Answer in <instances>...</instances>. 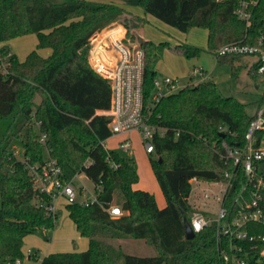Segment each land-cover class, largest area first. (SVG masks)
Here are the masks:
<instances>
[{
    "label": "trees",
    "instance_id": "16d2710c",
    "mask_svg": "<svg viewBox=\"0 0 264 264\" xmlns=\"http://www.w3.org/2000/svg\"><path fill=\"white\" fill-rule=\"evenodd\" d=\"M239 0H138L146 14L181 32L194 27L207 30L208 49L214 54L230 42H255L264 28V12L255 16L247 31L234 14ZM264 5L261 6V11ZM133 29L142 19L102 0H0V42L36 35L37 48H50L43 57L31 51L21 61L12 57L10 73H0V264L18 259L37 261L39 251L26 257L25 238L39 229L54 230L60 210L50 214L48 196L35 188L28 164L46 158L39 141L47 135V148L67 180L85 174L104 205L114 203L120 216H112L99 204L80 201L65 205L82 237L84 251L52 252L40 264H220L216 227L210 226L194 238L185 235L184 218L191 221L189 202L192 178L222 180L236 170L218 151L220 142L242 141L254 116L246 104L223 95L212 79L188 83L153 104L156 66L162 53L175 49L187 58L198 57L200 47L169 41L144 40V114L150 122L167 129L154 140L150 163L164 194L166 205L139 189L136 159L119 148H106L112 137L109 110L112 88L109 80L90 65L91 39L114 22ZM247 34V37H246ZM248 34L251 39H248ZM8 45V44H7ZM246 57L231 54L218 58L230 62L234 77L245 68L235 65ZM250 70L253 77L260 76ZM40 97L37 102L36 98ZM264 100V95L259 104ZM39 123V125H37ZM230 132L236 138L230 136ZM224 134V136H222ZM243 179V174L240 175ZM241 182H235L239 187ZM143 239L156 250L153 256L128 254L109 239ZM249 264H260L250 259Z\"/></svg>",
    "mask_w": 264,
    "mask_h": 264
},
{
    "label": "built area",
    "instance_id": "2783aa9c",
    "mask_svg": "<svg viewBox=\"0 0 264 264\" xmlns=\"http://www.w3.org/2000/svg\"><path fill=\"white\" fill-rule=\"evenodd\" d=\"M262 5L264 0L238 1L234 14L244 21L247 31L255 16L258 14L261 17L264 12V9L261 11ZM105 28L91 39L88 56L91 67L111 84L110 108L103 113L110 118L112 137L125 136L117 148L130 153L132 140L128 135L137 131L145 151L151 154L155 151L154 140L164 136L167 129L150 122L144 114V50L140 43L130 40L125 33ZM248 39H251L249 34ZM254 40V43H227L216 51L215 56L220 58L243 54L255 57L251 68L255 65L254 72L264 76V28ZM13 55V50L6 42H0V73L4 76L10 73ZM210 78V74L202 67L195 66L190 72L188 83L198 84ZM179 83L177 78L166 76L160 79L157 76L154 79L153 104L175 92ZM230 136L234 138L235 134L230 132ZM39 141L47 146L46 133H40ZM107 141L104 144L109 148ZM217 149L225 159L233 162L236 170L226 173L222 180L192 178L189 202L194 211L191 227L195 234L210 226L216 227L220 264H249L250 259L264 264V100L259 104L243 140L231 143L223 139ZM27 167L35 188L48 196L45 207L50 214L55 215L62 204L78 201L77 196L86 190L90 194L82 203H97L112 216L122 214L116 204L107 206L101 203L97 195L101 187L88 189L85 184L77 187L75 179L79 174L67 180L62 167L53 157L41 163L28 164ZM242 174L243 179L240 180ZM239 181L241 184L237 187L235 182ZM31 253L33 251L29 249L28 255ZM22 263L21 259L15 262Z\"/></svg>",
    "mask_w": 264,
    "mask_h": 264
},
{
    "label": "rangeland",
    "instance_id": "374dc122",
    "mask_svg": "<svg viewBox=\"0 0 264 264\" xmlns=\"http://www.w3.org/2000/svg\"><path fill=\"white\" fill-rule=\"evenodd\" d=\"M102 1L121 4L126 2L129 3L130 0ZM133 1L135 3L137 0ZM152 19V24H148L145 21L142 22V26L144 25L142 31H145L146 36L157 40H164L163 38L167 39V41L170 40L173 47L178 44H187L204 49L200 56L191 58L185 57L183 54L178 53L175 49H168L164 51L157 66L158 78L162 79L166 75L178 77L177 79L180 83L179 87L175 89V91H178L186 83L188 84L187 81H189L190 72L193 67H202L210 74L212 81L217 84L223 95L237 98L246 104L247 112L250 115L254 116L256 114L259 101L262 99L264 93V76L253 77L250 74L251 66L254 64L255 57L246 56L241 63L236 62V66L242 64L245 68L240 69L238 77H234L231 69V63L224 61L223 59L218 61L215 54L209 51L207 30L205 28L194 27L188 32H181L156 18ZM29 38L30 39H24L19 37L15 41L16 44H14L13 49L19 54L20 58H22L30 49L31 44L30 42V45L25 43L26 40L29 41L33 39L35 41L37 39L34 34H31ZM36 101H40L39 96L36 98ZM128 136H130L132 140L130 154L138 163L140 175V180L136 187L154 194L159 207H164L166 205V200L152 169L150 163L151 155L145 151L141 135L137 131H132ZM124 138L125 136L112 137L107 141V146L109 148H116L120 141ZM44 148L45 158L52 157L46 145H44ZM75 184L77 187L85 184L88 189L93 188V184L89 181L85 174H79V176L75 179ZM89 194L90 191L86 190L83 194H79L77 196V200L81 202ZM190 200L192 202L194 201L192 197ZM116 203L117 199L114 200V204ZM107 241L116 246L120 244L124 251L128 254L138 256H153L156 254L154 247L143 239L119 238L115 240L109 239ZM28 248L33 249V252L34 250H38L40 258L37 261H29L26 258L25 261L30 264H40L42 258L48 251H84L88 248V239L79 234L75 223L69 217V213L64 206L62 210L60 209L58 224L54 230L39 229L35 233L26 237L24 249L27 251ZM25 255L27 257L28 253Z\"/></svg>",
    "mask_w": 264,
    "mask_h": 264
},
{
    "label": "crops",
    "instance_id": "0c3cea01",
    "mask_svg": "<svg viewBox=\"0 0 264 264\" xmlns=\"http://www.w3.org/2000/svg\"><path fill=\"white\" fill-rule=\"evenodd\" d=\"M137 2V3H136ZM135 3H134V1L133 0H130L129 1V3L128 2H126V3H119V4H117V5H119L120 7H122L123 9H125L126 10V12L129 14V16L130 15H132L133 17H138V18H140V19H142V22L143 21H145L146 23H148V24H152V22H153V19L152 18H155V17H153V16H151V15H149V14H146L145 12H144V10H143V8L141 7V6H139L138 5V0L136 1ZM143 27H144V25L142 26V24H140L137 28H134L133 29V34L135 35V38H134V40H132V39H130V40H132V41H136V42H138V43H142V41H144V40H153V41H155V42H160V41H167V39H165V38H163L164 40H157V39H154V38H152V37H149V36H146V34H145V31H142V29H143ZM108 28H113V30H116V31H120V33L121 34H123V33H125L126 34V36H127V28L123 25V24H121L119 21L118 22H114V23H112L110 26L108 25L105 29H108ZM170 35H172V34H170ZM30 37V35H26V36H22V38H27V39H30L29 38ZM19 38V37H18ZM18 38H15V39H12V40H10L7 44H8V46L13 50V52H14V54H16L17 56H18V58L21 60V61H23V60H25V58L27 57V55L31 52V51H33V50H37L38 51V53L40 54V55H42L43 57H48L51 53H52V50L50 49V48H37V43H38V39H36L35 41L33 40V39H31V40H29V41H27L26 40V42L25 43H27V44H29V42H30V49L28 50V52L22 57V58H20L19 57V54L13 49L14 48V44H16L15 43V41L18 39ZM37 38V37H36ZM169 42H171L170 40H168ZM157 66H158V64H157ZM157 66H156V69H157ZM158 71V70H157ZM166 76H170V75H166ZM165 76V77H166ZM170 77H173V78H178V77H175V76H170ZM188 82V81H187ZM187 84V83H186ZM185 84V85H186ZM122 141V140H121ZM118 147V146H117ZM64 206L65 205H61L60 206V209L62 210L63 208H64ZM80 234V233H79ZM26 239V238H25ZM88 244H89V241H88ZM25 245V244H24ZM29 249H31V248H28L27 249V251L23 248V250H24V252L25 253H28V250ZM33 250V249H32ZM86 250V249H85ZM52 252H54V251H48L47 253H46V255H48V254H50V253H52Z\"/></svg>",
    "mask_w": 264,
    "mask_h": 264
},
{
    "label": "water",
    "instance_id": "95a60500",
    "mask_svg": "<svg viewBox=\"0 0 264 264\" xmlns=\"http://www.w3.org/2000/svg\"><path fill=\"white\" fill-rule=\"evenodd\" d=\"M224 136V134H222ZM184 225H185V235L187 239H192L195 236V232L191 227L190 221L185 217L184 218Z\"/></svg>",
    "mask_w": 264,
    "mask_h": 264
}]
</instances>
